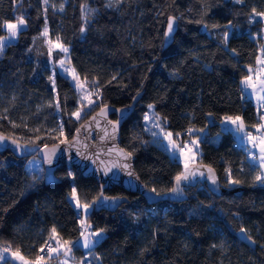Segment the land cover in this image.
<instances>
[{
    "label": "trees",
    "instance_id": "trees-1",
    "mask_svg": "<svg viewBox=\"0 0 264 264\" xmlns=\"http://www.w3.org/2000/svg\"><path fill=\"white\" fill-rule=\"evenodd\" d=\"M256 12H264V0H0V36L3 20L26 21L0 55L1 134L51 145L70 139L81 124L73 118L76 92L49 60L45 26L48 38L68 49L79 78L99 89L101 107L125 108L135 100L119 144L133 155L147 190L168 192L183 171L145 131L148 105L174 136L203 129L200 163L216 172L219 190L186 184L184 199L152 202L116 185L105 189V195L124 201L112 210L93 205L87 215L92 230H105L91 249L102 264H264L258 166L232 132L221 128L225 116H240L247 130L259 123L258 109L241 85L264 53ZM170 16L177 18V29L164 48ZM26 159L0 148V242L34 260L53 227L62 241L77 238L79 215L69 195L75 188L78 197L93 201L100 184L66 163L56 169L57 181L45 184L25 169ZM242 227L254 245L241 238ZM73 251L82 254L79 247Z\"/></svg>",
    "mask_w": 264,
    "mask_h": 264
},
{
    "label": "water",
    "instance_id": "water-1",
    "mask_svg": "<svg viewBox=\"0 0 264 264\" xmlns=\"http://www.w3.org/2000/svg\"><path fill=\"white\" fill-rule=\"evenodd\" d=\"M176 29L177 19L174 22L173 33L169 37H165L164 35V48L172 42ZM166 31L167 24L165 28V32ZM134 102L135 100L130 106L119 109L106 105V115H100L101 109L105 108V106L101 107L76 128L72 137L67 140L71 143H62L60 141L51 145L29 144L0 133V135L10 138L0 143V148L11 150L12 153L19 158H27L33 155L39 158L43 165V181L45 184L57 181L54 173L62 163L74 166L83 175L95 178L100 184L99 196H101L102 193L104 197H112L105 195L104 190L113 185L119 186L129 192L144 195L152 202L159 200L178 201L184 199L185 194L182 186L186 184L204 183L210 189L218 191L220 182L216 172L213 168L203 163L189 165V171L194 172L195 175L190 176L187 181L181 182L180 188L182 191L176 193L168 191L157 195L145 188L134 170L133 155L131 154L129 156V152L119 144L121 124L133 110ZM113 113L117 117L116 120H111L109 118L110 114ZM77 129L80 131L77 132ZM13 140L17 141L20 147L13 144ZM57 145L59 147H57ZM54 149L55 153L53 154ZM48 157H50L52 161L50 164L47 162ZM124 165H128V167L125 168ZM209 168H211V172H209ZM129 172H131L132 175H129ZM201 172L203 175H200ZM212 176L215 177V184L212 183V179L210 178ZM175 186L176 181L173 183V187ZM117 198L119 199L116 201H100L94 206L97 209H115L124 201L123 198Z\"/></svg>",
    "mask_w": 264,
    "mask_h": 264
},
{
    "label": "snow or ice",
    "instance_id": "snow-or-ice-1",
    "mask_svg": "<svg viewBox=\"0 0 264 264\" xmlns=\"http://www.w3.org/2000/svg\"><path fill=\"white\" fill-rule=\"evenodd\" d=\"M237 3H241L242 0H236ZM44 3L47 4L48 0H44ZM83 8V6H82ZM61 11L63 10V5H60ZM94 11V10H93ZM253 12H255V9H253ZM256 16L264 17V12H256ZM177 18L174 16H170L167 20V31L164 33L165 37H169L173 31H174V22ZM197 23H200V21H197ZM26 24V21L23 17L16 18V22H10L8 20L2 21V27L7 31L6 36H0V53H3L4 48L6 47V43L10 41V39L16 38L19 31L21 30L22 26ZM231 24V22H229ZM212 27H219V25H212ZM81 31L83 32L84 29L81 28ZM45 37L48 36V29L47 26H45L44 32L41 34ZM228 34L227 32L224 33V41L227 42ZM59 39V38H58ZM48 43L51 45L49 47V54H51L53 48L59 49L60 51L67 53L68 49L63 46L61 43L52 44L51 41H48ZM234 51V50H233ZM261 63H264L262 61ZM251 72V69H249ZM51 79V78H50ZM75 79V77H74ZM115 79V77H113ZM241 83L244 85L245 88H251L253 90V93H264V79H258V81L254 82L251 75L245 76ZM78 87L83 90V84L78 85ZM257 101L258 104L261 107H264V95H257ZM89 104L94 103L91 99H89ZM149 108H153V105H148ZM107 113V106L105 108L101 109L100 115H106ZM73 115L77 116V118L80 117V112L77 111L73 113ZM211 115V114H209ZM95 119V118H94ZM145 120H149V116L146 114L144 117ZM261 119H264V116L261 117ZM224 122L230 123L232 125H235L236 131L243 133L245 131V124L240 116H225ZM118 123V122H116ZM156 127H160L159 124L156 125ZM255 127V126H254ZM261 129H264V124L259 125ZM63 131V126L61 125V132ZM80 130L77 129V132ZM203 129H187V132L190 134H193L195 132H202ZM153 135H157V133H153ZM180 134L177 133L176 136L178 137ZM173 134L171 132L166 133L165 138L168 140V144L173 150V154H175V150L179 147L176 140L173 138ZM10 139L3 135H0V143H3L5 140ZM245 139L248 143L252 145L253 148H259V156H256L255 153H252V159L253 161L258 160L259 166L261 169H264V137L257 138L255 136H252L250 133H247L245 136ZM62 143H71L67 140L61 141ZM13 144H16L17 147H20V145L17 143V141L13 140ZM199 143L198 139L191 140V144L193 146H197ZM47 147V146H45ZM57 147H59L57 145ZM185 149L187 151L185 152ZM180 153L184 155L185 164H184V171L178 174L175 177L176 186L171 188L169 191L176 193L179 191H182L180 188V184L182 181H187L190 176L195 175L194 172L189 171V163L195 158V153L193 152L192 148L188 146L187 143L184 144V147L180 148ZM55 153V149L53 150V154ZM129 156L131 153L128 154ZM47 162L50 164L51 158H47ZM125 168L128 167V165H124ZM211 168H209V172H211ZM229 171V170H226ZM230 174V173H229ZM71 175V174H70ZM129 175H132L131 172H129ZM200 175H203L201 172ZM212 179V183L215 184L216 180L215 177H210ZM255 181L260 182L262 185H264V174L258 173L255 176ZM232 184H239L241 181L239 180H232L230 181ZM152 192H156V189H152ZM159 195V193H157ZM71 197L76 201V208L78 210L82 209L84 214L87 215L89 212V209L92 208L93 205L97 204L100 201H116L119 198L117 197H104L101 193V196L97 197L95 200H93L91 203H84L81 204L80 200L77 196V191L75 188L72 189ZM91 226L86 223L85 220H81V230H80V237H77L76 241H70V240H64L62 241L61 238L58 237L57 230L55 227L51 229L49 239L45 241V246H42L40 249V253L37 254L36 258L34 260H28L26 259L20 252L19 249H17L15 252L11 253V257L7 255L9 252L8 248H0V262H4V264H13V259L18 260L21 262V264H46L45 261V255L48 257V260L50 261L53 256L59 257L61 254L68 258L72 257V252L74 247H83L85 249H89V255H92L91 249L94 247L95 243L99 241V239L102 237L104 229H100L99 231L95 232H88L87 229H89ZM241 238L247 240L251 244H255L256 241L252 238V236L248 233V230L245 228H240ZM81 237L83 238L81 241ZM55 241V247L52 246V242ZM264 247V245H261ZM213 247H216V245H213ZM84 259L81 258L80 264H84ZM59 264H68L67 259L59 261ZM90 264V262H89Z\"/></svg>",
    "mask_w": 264,
    "mask_h": 264
},
{
    "label": "rangeland",
    "instance_id": "rangeland-1",
    "mask_svg": "<svg viewBox=\"0 0 264 264\" xmlns=\"http://www.w3.org/2000/svg\"><path fill=\"white\" fill-rule=\"evenodd\" d=\"M55 1L56 0H49V3H51L53 5V4H55ZM260 20H261L262 25H263L262 29L260 31V34L262 36H264V17H261ZM12 22H16V20L12 21ZM24 26H22V28ZM44 29H45V27L42 29L41 34L44 32ZM6 35H7V31L5 30V35L4 36H6ZM43 37H44V43H45V45L47 47V50H48L49 60L54 64L56 69L64 77H66L69 80V82L71 83V85L73 86V88H74V90L76 92L77 100H78V106H77V109H76L75 112L79 111L80 112V117L77 118V116L73 115V118L78 122V124L83 123L94 112L99 110L101 105H102L99 89L96 87V85L94 83H91L89 81H86V80H83V79L79 78V76L77 75L76 71L74 70V68L72 67V65H71V63L69 61L68 51H67V53H64V52L60 51L59 49L53 48L51 54H49V47L51 45L48 43V41H51L53 45L56 44V43H59V42L57 40H51L50 38H48V36L47 37L43 36ZM14 39L15 38L10 39L9 42L13 41ZM9 42H7L6 45ZM0 55H1V53H0ZM54 56H58V58L56 59ZM261 56H262V54L259 53V57L260 58H261ZM263 57H264V53H263ZM251 76H252V79H253L254 82L258 81V79H264V63L262 65V67H260V69L256 70L253 74H251ZM74 77H75V79H74ZM80 84H83V86H84L83 90H81V88L78 87V85H80ZM241 85L244 87V85L242 83H241ZM244 89H245V91H247V88L244 87ZM89 99L94 101V103L89 104V102H88ZM152 110H153V108H149L148 112L146 113L149 116V120H145L144 119L145 131L151 137V140L153 142H155V143H158V144L161 143V146L169 153V155L174 157V158H176L181 163L182 170H184L185 159H184V155H182L180 153L179 149L184 147L185 143H187L188 146L191 147L193 152L195 153V158L192 161H190L189 165L200 163L199 146L198 145L197 146H193L191 144V140H193V139H198L199 140L200 137H201L200 135H202V132H199L198 134H197V132H195L193 134H190V133L187 132L183 136H178V137L173 135L172 138L174 140H176L177 144L179 145V147L175 150V154H173V150L169 146L168 140L165 138L166 133H168L170 131L165 128L163 122L160 120L159 117H157L153 113ZM157 124H159L160 127H156ZM221 128L223 130L232 129L235 136L236 135L237 136L240 135L239 134L240 132L236 131L235 125H232L230 123H226V122H224V120L221 122ZM154 132L157 133V135L154 136L153 135ZM62 141H64V140H62ZM186 151H187V149H185V152ZM25 169L29 172V174L31 176L33 175L35 178L37 177V178H40V179L43 178V173H44L43 165H42L41 160L39 158H37L36 156L33 155L31 157H28V159H26V161H25ZM258 173L264 174V169H261L260 167L257 168V174ZM78 198H79L81 204L91 203L92 202V201H85V200L81 199L80 197H78ZM69 200L73 204V206L75 207V209L77 210L78 215H79V234H78L77 237H80L81 220H85L86 223L89 224V222L87 220V215L88 214L85 215L82 209L78 210L76 208V206H75L76 201L71 197V193L69 195ZM90 209H89V211H90ZM87 231L88 232H95L94 230L91 229V227L89 229H87ZM102 237H103V234H102ZM76 239L73 240V241H76ZM82 239L83 238L81 237V241H82ZM5 244H6L5 242L1 241L0 242V248H7V247L4 246ZM52 246L55 247V241L53 242ZM79 248L82 249V254L81 255L78 256L77 252L73 251L72 252V257L66 258V257H64L61 254L59 257H57L58 264H59V261L65 260V259H67L68 264H80L81 258H85L84 259V264H89V262H90V264H102L99 261V259L95 257V255H94L92 250H91L92 255H89V249H85L82 246L79 247ZM8 249H9V252L7 253V255H9V257H11V253L15 252V250H12L11 247L8 248ZM45 261H46V264H51L48 261V258H46ZM0 264H4V262H0ZM13 264H21V262L18 261V260H14L13 259Z\"/></svg>",
    "mask_w": 264,
    "mask_h": 264
},
{
    "label": "crops",
    "instance_id": "crops-1",
    "mask_svg": "<svg viewBox=\"0 0 264 264\" xmlns=\"http://www.w3.org/2000/svg\"><path fill=\"white\" fill-rule=\"evenodd\" d=\"M261 38L263 40L262 47H264V36L261 35ZM263 58H264L263 55L261 56V58L258 56L255 65L252 68H249V69H251V72L248 71V75L253 74L256 70H258V69H260V67H262L263 63H261V62L264 61ZM243 90H244V93H245L246 97L248 99H250L253 102V104L258 108L259 123L255 127H253L252 129H250V130H247L245 128V131L243 133L240 132L239 136H237V135L235 136L232 129H230L229 131L232 132V134L234 135L237 143L239 145H241L242 147H244L250 162L253 165L258 166V168H259L260 167L259 166V161L258 160L253 161L252 155H251L252 153H255L256 156H259V148H253L252 145L247 142V140L245 139V136H246L247 133H250L252 136H255L257 138L264 137V129H261L259 127V125L264 124V119H261V117L264 116V107L259 106L258 105V101H257V95H264V93H259V92L253 93V90L250 89V88L249 89L247 88V91H245L244 87H243Z\"/></svg>",
    "mask_w": 264,
    "mask_h": 264
},
{
    "label": "built area",
    "instance_id": "built-area-1",
    "mask_svg": "<svg viewBox=\"0 0 264 264\" xmlns=\"http://www.w3.org/2000/svg\"><path fill=\"white\" fill-rule=\"evenodd\" d=\"M48 239H49V238H47V240H48ZM52 244H53V242H52ZM4 246L7 247V248H10V246H9L8 244H5ZM42 246H45V243H44ZM42 246H40V247L37 249V253H36L34 259L36 258L37 254L40 253V249H41ZM45 250H46V246H45ZM46 258H48V257L45 255V259H46ZM48 261H49V260H48ZM49 262H50L51 264H58V259H57V257L53 256V258H52Z\"/></svg>",
    "mask_w": 264,
    "mask_h": 264
}]
</instances>
